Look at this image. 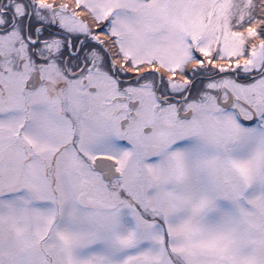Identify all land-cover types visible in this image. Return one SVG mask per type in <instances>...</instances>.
<instances>
[{
  "label": "snow or ice",
  "instance_id": "obj_1",
  "mask_svg": "<svg viewBox=\"0 0 264 264\" xmlns=\"http://www.w3.org/2000/svg\"><path fill=\"white\" fill-rule=\"evenodd\" d=\"M0 264H264V0H0Z\"/></svg>",
  "mask_w": 264,
  "mask_h": 264
}]
</instances>
